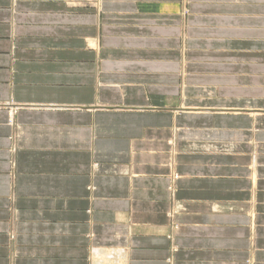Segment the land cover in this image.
<instances>
[{
	"label": "crops",
	"instance_id": "1",
	"mask_svg": "<svg viewBox=\"0 0 264 264\" xmlns=\"http://www.w3.org/2000/svg\"><path fill=\"white\" fill-rule=\"evenodd\" d=\"M0 264H264V0H0Z\"/></svg>",
	"mask_w": 264,
	"mask_h": 264
},
{
	"label": "bare ground",
	"instance_id": "2",
	"mask_svg": "<svg viewBox=\"0 0 264 264\" xmlns=\"http://www.w3.org/2000/svg\"><path fill=\"white\" fill-rule=\"evenodd\" d=\"M10 118V117H9ZM12 121V120H11Z\"/></svg>",
	"mask_w": 264,
	"mask_h": 264
}]
</instances>
